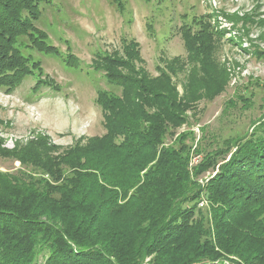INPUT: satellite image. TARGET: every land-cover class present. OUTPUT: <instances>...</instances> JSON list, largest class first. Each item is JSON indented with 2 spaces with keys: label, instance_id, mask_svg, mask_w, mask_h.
Segmentation results:
<instances>
[{
  "label": "trees",
  "instance_id": "1",
  "mask_svg": "<svg viewBox=\"0 0 264 264\" xmlns=\"http://www.w3.org/2000/svg\"><path fill=\"white\" fill-rule=\"evenodd\" d=\"M39 2L0 0L5 90L31 67L15 44L19 37L38 52L53 51L35 25ZM162 76L156 81L141 75L128 84L107 73L121 92L99 93L106 131L84 145L48 154L44 139L12 149L0 144V159L20 163L0 170V264H39L40 257L43 264H143L155 254L158 259L148 264H223L215 260L233 240L220 238L231 237L234 219L264 205V128L256 138L235 139V150L202 187L195 177L214 167L224 151L216 148L191 173L188 137L157 150L156 127L164 117L141 101L150 88L160 87L164 95L174 91ZM202 195L209 215L197 208ZM259 222L252 219L250 235L236 243L254 258L264 252L263 242L251 240L252 232L264 233Z\"/></svg>",
  "mask_w": 264,
  "mask_h": 264
},
{
  "label": "rangeland",
  "instance_id": "2",
  "mask_svg": "<svg viewBox=\"0 0 264 264\" xmlns=\"http://www.w3.org/2000/svg\"><path fill=\"white\" fill-rule=\"evenodd\" d=\"M38 7L35 25L46 33L53 51L38 52L26 37L17 39L31 67L11 90L0 87L2 147L44 139L49 154L101 137L106 129L99 93L121 92L107 73L125 77L128 84L141 75L156 81L167 76L174 91L164 95L158 94L162 88L148 87L141 103L150 113L162 111L157 150L188 137L191 173L216 148L224 151L214 167L195 177L202 187L235 150V139L261 135L264 0H40ZM11 159H0V170L19 166ZM197 208L209 215L203 195ZM255 209L233 220L231 237L220 238L233 240L232 245L215 262L264 264V252L254 258L236 246L240 237L250 235L252 219L264 227V205ZM251 237L257 245L264 243V233L252 232Z\"/></svg>",
  "mask_w": 264,
  "mask_h": 264
}]
</instances>
